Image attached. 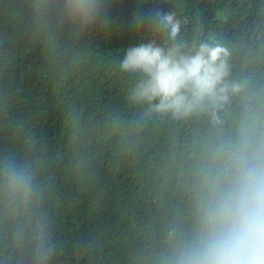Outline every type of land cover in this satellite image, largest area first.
<instances>
[{
  "label": "trees",
  "instance_id": "trees-1",
  "mask_svg": "<svg viewBox=\"0 0 264 264\" xmlns=\"http://www.w3.org/2000/svg\"><path fill=\"white\" fill-rule=\"evenodd\" d=\"M48 0H0V153L38 165L54 251L49 264H150L169 226L186 218L187 176L206 115L150 114L128 94L127 47L166 34L142 14L171 11L178 39L228 49L244 89L226 108L234 123L264 107V0H107L106 23L70 29Z\"/></svg>",
  "mask_w": 264,
  "mask_h": 264
},
{
  "label": "clouds",
  "instance_id": "clouds-1",
  "mask_svg": "<svg viewBox=\"0 0 264 264\" xmlns=\"http://www.w3.org/2000/svg\"><path fill=\"white\" fill-rule=\"evenodd\" d=\"M46 9L76 31L110 17L107 0H48ZM142 17L167 42L124 49L119 69L138 77L129 100L175 120L209 118L187 176V216L169 226L150 264H264V107L248 105L233 123L226 108L245 85L229 78L228 49L178 39L171 11ZM53 251L38 165L0 153V264H49Z\"/></svg>",
  "mask_w": 264,
  "mask_h": 264
}]
</instances>
